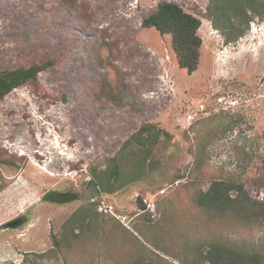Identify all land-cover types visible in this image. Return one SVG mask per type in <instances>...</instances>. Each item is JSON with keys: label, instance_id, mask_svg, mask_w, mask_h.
Instances as JSON below:
<instances>
[{"label": "rangeland", "instance_id": "obj_1", "mask_svg": "<svg viewBox=\"0 0 264 264\" xmlns=\"http://www.w3.org/2000/svg\"><path fill=\"white\" fill-rule=\"evenodd\" d=\"M161 1L201 21L192 74L170 35L141 27ZM208 1L0 0V70L51 62L0 101V264H207L192 260L196 248L264 250V220L247 225L196 203L214 181L264 202V21L224 44ZM148 124L170 139L130 181L138 150L123 147ZM113 157L127 177L97 193L92 172ZM88 203L96 220L50 251Z\"/></svg>", "mask_w": 264, "mask_h": 264}, {"label": "trees", "instance_id": "obj_2", "mask_svg": "<svg viewBox=\"0 0 264 264\" xmlns=\"http://www.w3.org/2000/svg\"><path fill=\"white\" fill-rule=\"evenodd\" d=\"M206 12L213 29L224 35V44H229L243 37L254 18L264 21V0H209ZM200 26L201 21L197 17L168 1H161L141 22L142 28H153L160 35H170L177 65L187 74L195 72L199 64L202 42L197 32ZM50 66L51 62L46 61L25 68L0 70V101L14 89L27 83H35L38 74ZM160 138L167 141L170 135L155 125L148 124L143 125L125 142L123 150L136 147L139 155L137 162L133 163L135 168L131 171L130 181L137 180L143 174L145 163ZM117 158L108 159L109 165L105 171L92 172L93 179L89 181V185L97 193L111 194L126 179L127 172L121 170ZM196 203L218 213H228L233 219L247 225L257 226L264 220V202L252 199L241 183L214 181L197 195ZM96 216L95 203L79 207L66 219L60 232L50 237V251L61 250L64 245H68L75 236V231L91 224ZM192 256L193 261L207 264H264V250H249L230 244L221 246L213 243L204 251L196 248Z\"/></svg>", "mask_w": 264, "mask_h": 264}, {"label": "flooded vegetation", "instance_id": "obj_3", "mask_svg": "<svg viewBox=\"0 0 264 264\" xmlns=\"http://www.w3.org/2000/svg\"><path fill=\"white\" fill-rule=\"evenodd\" d=\"M56 195H58V196H65V197H68V196H71V195H74V194H71V193H58V194H56ZM48 197H54V195H48ZM72 197H75V195L72 196ZM72 199H73V198H72Z\"/></svg>", "mask_w": 264, "mask_h": 264}]
</instances>
